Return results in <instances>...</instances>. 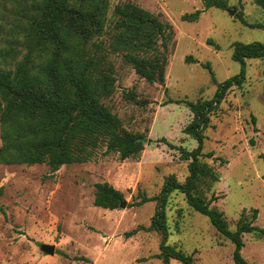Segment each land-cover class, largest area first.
I'll use <instances>...</instances> for the list:
<instances>
[{
  "label": "rangeland",
  "instance_id": "rangeland-1",
  "mask_svg": "<svg viewBox=\"0 0 264 264\" xmlns=\"http://www.w3.org/2000/svg\"><path fill=\"white\" fill-rule=\"evenodd\" d=\"M123 1L128 0H111L109 16ZM129 1L174 29L163 84L147 82L113 56L115 89L104 102L126 129L143 134L144 149L136 158L121 160L116 152L103 153L101 148L90 161L56 171L45 163H0V264H162L156 256L161 235L146 230L157 203H134L142 194H158L168 175L183 182L188 161L159 140L164 137L188 150L196 147V140L183 132L192 117L184 100L211 98L217 88L213 77L219 82L239 71L240 63L231 58L233 43L264 41V30L243 24L239 15L256 23L264 20V10L253 0H224L225 8L206 9L202 0ZM196 9H202L197 20L182 18ZM189 55L195 61H186ZM245 67L244 83L233 87L211 116L202 149L213 153L203 159L219 174L205 196L214 194L211 205L223 212L230 229L243 209L250 217L252 208L258 211L254 224L264 227L263 63L245 59ZM125 92L136 100L127 99ZM99 181L121 190L126 206H95L94 183ZM165 214L167 243L192 254L191 264H235L233 244L182 193H170ZM242 240V256L264 264V236L243 233ZM44 243L54 245L53 254L41 250ZM169 264L181 263L171 259Z\"/></svg>",
  "mask_w": 264,
  "mask_h": 264
},
{
  "label": "trees",
  "instance_id": "trees-1",
  "mask_svg": "<svg viewBox=\"0 0 264 264\" xmlns=\"http://www.w3.org/2000/svg\"><path fill=\"white\" fill-rule=\"evenodd\" d=\"M202 2L205 9L225 8L224 0ZM253 2L264 10V0ZM110 3L0 0V163H45L56 171L65 164L90 161L101 148L103 153L116 152L121 160L136 158L144 149L143 134L126 129L104 102L115 89L113 56H120L147 82L163 84L174 29L170 22L129 0L117 3L109 16ZM201 11L196 9L182 18L197 20ZM239 19L264 30V20L248 23L241 15ZM231 58L240 63V69L223 81L213 77L217 88L211 98L184 100L192 117L183 132L196 140V147L188 150L164 137L159 140L188 161L185 180L168 175L158 194H142L134 203H157L146 230L161 235L156 256L162 264L171 259L181 264L193 262L192 254L167 243L165 206L173 191L182 193L187 204L207 216L216 231L233 244L235 264H253L241 254L243 233L264 236V227L254 224L256 208L251 209L250 217L243 209L235 228L230 229L223 212L211 205L214 194L205 196L206 189L219 180V174L203 159L213 156L211 151H202L205 131L229 91L244 83L245 59L262 60L264 74V41L234 42ZM185 59L195 61L190 55ZM202 65L210 69L207 63ZM124 95L136 100L129 92ZM123 198V192L108 181L94 183L95 206L115 209Z\"/></svg>",
  "mask_w": 264,
  "mask_h": 264
},
{
  "label": "water",
  "instance_id": "water-1",
  "mask_svg": "<svg viewBox=\"0 0 264 264\" xmlns=\"http://www.w3.org/2000/svg\"><path fill=\"white\" fill-rule=\"evenodd\" d=\"M231 13H233V11H231ZM145 140V139H144ZM127 204V201L125 199H123L120 203H119V207H125ZM41 250L47 254H53L54 253V245L53 244H42L41 245Z\"/></svg>",
  "mask_w": 264,
  "mask_h": 264
}]
</instances>
